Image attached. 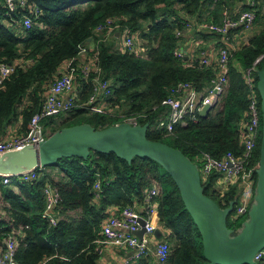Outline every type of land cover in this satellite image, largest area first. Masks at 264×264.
Listing matches in <instances>:
<instances>
[{
  "label": "trees",
  "instance_id": "16d2710c",
  "mask_svg": "<svg viewBox=\"0 0 264 264\" xmlns=\"http://www.w3.org/2000/svg\"><path fill=\"white\" fill-rule=\"evenodd\" d=\"M243 0H27L26 9L38 8L39 19L31 30H23L11 17L0 14V63L17 64L14 74L0 87V139L6 129L20 117L27 128L32 116L39 112L51 86L61 76L64 65L74 59L78 65L81 48L93 46L90 58L94 70L85 77L77 72L76 86L80 101L92 93L96 78L110 82L112 94L107 99L109 114L95 115L76 109L59 119H49L46 128L52 135L76 125L68 124L83 115L96 130L136 118L140 125L149 124L147 138L178 149L199 168L202 156L222 159L229 152L244 154L243 135L249 122L250 75L258 83L256 61L264 56V0H255L246 11L256 14L253 29L261 28L239 49L232 50L228 64L229 82L225 92L207 117L196 114V121L186 117L185 124L175 126L172 135L157 128L168 116L162 105L181 82L193 85L206 96L217 70L197 62L186 66L185 59L175 57L186 24L212 22L221 24L224 14ZM4 0H0V10ZM21 12L14 17L19 19ZM114 20L119 28L113 35L97 33L99 25ZM252 29V30H253ZM137 38L138 52L123 50L118 41L125 31ZM207 38L205 32H199ZM119 36H118V35ZM230 35V34H229ZM209 37V36H208ZM90 52H88V55ZM238 61L244 72L234 67ZM74 64V65H75ZM264 60L257 70L264 65ZM263 65V66H262ZM250 71V74H249ZM254 74L255 79L253 78ZM256 92L259 96L257 87ZM60 122V123H57ZM56 124L57 126H51ZM11 135H6V138ZM167 140L168 142L166 143ZM260 144L249 160L259 164ZM200 170V168H199ZM35 181L13 179L9 186L0 180V242L17 236V264H99L98 249L103 228L113 210L141 205L148 192L159 184L161 194L154 199L159 224L167 233L171 250L165 264H209L204 256L201 234L181 199L172 177L147 157H136L131 163L114 153H91L88 160L63 158L57 164L42 168ZM221 175L202 177L204 193L222 209L238 200L241 188L236 183L221 191ZM100 181L102 192L96 198L94 186ZM57 190L55 207L57 222L52 225L46 216V188ZM228 217L230 230L238 233L242 226ZM248 220V215L244 221ZM264 264V257L256 261ZM136 264H155L141 259Z\"/></svg>",
  "mask_w": 264,
  "mask_h": 264
},
{
  "label": "built area",
  "instance_id": "2783aa9c",
  "mask_svg": "<svg viewBox=\"0 0 264 264\" xmlns=\"http://www.w3.org/2000/svg\"><path fill=\"white\" fill-rule=\"evenodd\" d=\"M251 6L255 5V0H249ZM27 0H4V9L0 10V14L5 17H11L18 23L23 30H31L34 23L39 19L41 11L38 8L26 9ZM16 19L14 15H18ZM256 21V14L253 11H244L239 17L230 19L225 13L224 21L221 24L205 22L194 25L193 23L186 24V27H196L197 31L209 32L227 37L232 30H241L250 32ZM119 28L114 20H107L106 23L97 27V33H108L113 35ZM177 37H181L182 33L177 32ZM124 38L123 50L129 52H138L137 38L131 36L129 31H125L122 35ZM89 50L86 47L81 48L80 56L88 54ZM175 57L185 59L186 66L192 67L195 63H199L203 67H214V63L205 56L203 52L199 59L190 62L187 60V52L180 44V47L175 51ZM232 50L227 47H220L215 52L217 74L212 80L211 89L206 96L196 91L191 83H179L171 93V96L166 98L162 105L168 109V116L165 120L158 123L157 128L166 133L167 136L172 135L175 126L185 124L186 117H190L192 121H196V114L206 105H216L219 97L225 92L229 82L228 64L232 58ZM264 56L260 57L254 64V70L257 71V66L262 63ZM75 60L68 61L61 71V76L51 86L47 93L39 112L34 114L28 123L27 131L20 136H9L5 139H0V156L9 152L20 151L28 146L38 147L45 142L49 134L46 132L44 122L57 118L61 115L72 112L76 109L86 110L95 115L109 114L107 99L112 94L110 82L101 78H96L93 83L92 93L86 101H80L78 88L76 87L77 72L82 71L85 77H88L91 72L96 70L94 59H89V64L84 68H79L75 64ZM75 64V65H74ZM17 64L0 63V87L5 80L15 73ZM250 74V71H249ZM250 88V104H249V122L246 125L243 135L244 154L242 157H237L234 153L229 152L222 159H216L208 154L202 156V168L200 170L201 178L206 179L213 173L221 175L220 188L221 191L227 190L230 186L238 183L241 188L236 200L235 213L233 220L238 221L240 217H246L254 203L255 188L257 184V169L249 166V160L254 154L258 146L262 132V112L260 105V97L256 92V85L250 75L247 77ZM124 123L131 126H139L136 118H126ZM122 122V123H123ZM42 168L25 171L18 176L0 175V180L3 186H9L13 179H18L22 182L35 181L40 177L39 171ZM96 198H100L102 187L98 181L94 186ZM161 187L159 184L148 192L146 199L141 204L145 209L144 213L138 212L135 207H124L113 210L112 214L106 221L103 228V240L101 244L121 248L131 254L124 260V264H136L141 259H148L153 251L156 257L157 264H165L168 260L171 246L165 233L162 231L160 224L157 225L154 220L158 216V209L154 203V199L160 196ZM47 206L46 216L52 225L57 222L55 207L59 200L57 190L51 186L46 188ZM233 211V212H234ZM3 213L0 211V222L2 221ZM145 221V233L142 239L136 236V233L142 229L140 220ZM160 230L163 237L159 240L155 236V232ZM17 236H10L0 242V264H17ZM264 257V251L259 252L255 261H259Z\"/></svg>",
  "mask_w": 264,
  "mask_h": 264
},
{
  "label": "water",
  "instance_id": "95a60500",
  "mask_svg": "<svg viewBox=\"0 0 264 264\" xmlns=\"http://www.w3.org/2000/svg\"><path fill=\"white\" fill-rule=\"evenodd\" d=\"M256 73L262 112L260 158L254 203L248 213V220L238 233L227 225L236 201L222 209L207 196L198 166L182 151L149 140V124L131 126L123 122L103 130H96L89 124L63 128L38 147L28 146L0 156V175L15 177L38 167L55 165L63 158L88 160L91 153H114L128 163L136 157H147L159 164L175 182L185 208L201 234L204 256L209 264H256V255L264 251V66ZM213 108L214 105L206 104L199 115L205 118ZM140 222L142 229L136 236L142 239L145 221L141 219ZM155 236L160 240L163 233L158 229Z\"/></svg>",
  "mask_w": 264,
  "mask_h": 264
},
{
  "label": "crops",
  "instance_id": "0c3cea01",
  "mask_svg": "<svg viewBox=\"0 0 264 264\" xmlns=\"http://www.w3.org/2000/svg\"><path fill=\"white\" fill-rule=\"evenodd\" d=\"M246 6H250L249 0H243L242 3H239L235 7H232L229 11H226L227 17H229L230 19H235L239 17L242 12L246 11L244 9ZM194 25H197V24L194 23ZM185 28L186 29H184L182 32V36H181L182 39L180 40V44L185 48L187 52V60L192 62L195 59H199L201 54L204 52L205 56L208 57L212 61V63H214V67L216 66L215 52L220 47H223L221 43H225L227 46H229L231 42L233 46V50L236 51V50H239L245 44V42L249 40L252 36V35L251 36L249 35L250 32H243L241 30L236 29V30L230 31L229 32L230 35L228 34L227 37L205 32V35L207 36V38H204L200 36L201 35L199 33L200 31H197L196 27L193 26L192 28H188V27H185ZM118 44H120L121 47L123 48V44H124L123 37H120ZM229 47L232 48L231 46ZM92 50H93V46L90 44L89 45L90 54L89 55L84 54L78 58L79 68H84L86 67V65L89 64V59H90ZM233 63H234V67L238 71L244 72L242 65L238 61H234ZM55 119H59V118L57 117ZM57 123H60V122H57ZM56 124L53 123V125L51 124V126H57ZM45 130L46 132H48L49 129L47 130V128L45 127ZM26 131H27V128L25 129L23 128L22 117H20L15 123H13L11 126H9L6 129V133L11 136L13 135L20 136V135H23ZM6 135L5 137L1 139H5ZM0 198H1V192H0ZM134 207L140 213H144L145 211L142 205L136 204ZM154 222L157 225H159L158 216H155ZM98 251H100L99 264H124L125 262L124 259L131 254V251L127 252L126 250H123L121 248L107 246L103 244H101ZM148 259H152V261L155 264H157L156 257L153 251L151 252V255L150 257H148Z\"/></svg>",
  "mask_w": 264,
  "mask_h": 264
},
{
  "label": "rangeland",
  "instance_id": "374dc122",
  "mask_svg": "<svg viewBox=\"0 0 264 264\" xmlns=\"http://www.w3.org/2000/svg\"><path fill=\"white\" fill-rule=\"evenodd\" d=\"M258 30H261V28H255L254 30H251L250 31V33H249V35L251 36L252 34H255L256 33V31H258ZM264 65V64H263ZM262 65V66H263ZM259 70V69H258ZM255 74H254V76H253V78L255 79ZM256 87H257V85H256ZM61 116H63V115H61ZM61 116H59V117H61ZM58 117V118H59ZM85 121V117L83 116V115H79V116H76V117H73L72 119H70L69 121H68V124H70V125H77V124H81L82 122H84ZM44 125H45V127H46V123L44 122ZM48 130V129H47ZM50 132H49V130H48V134H49ZM49 136H50V134H49ZM166 141V143L168 142L167 140H165ZM199 168H200V170H201V165H199ZM244 218L243 217H240L239 219H238V223H237V226H242L243 224H244ZM241 230V229H240ZM165 233V239H166V237H167V233L166 232H164Z\"/></svg>",
  "mask_w": 264,
  "mask_h": 264
}]
</instances>
